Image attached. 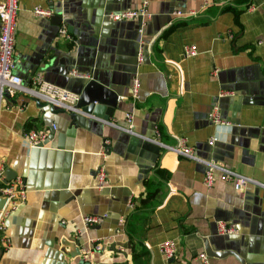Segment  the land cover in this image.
Wrapping results in <instances>:
<instances>
[{
  "label": "crops",
  "instance_id": "crops-1",
  "mask_svg": "<svg viewBox=\"0 0 264 264\" xmlns=\"http://www.w3.org/2000/svg\"><path fill=\"white\" fill-rule=\"evenodd\" d=\"M139 5L19 1L14 61L24 84L41 71L48 82L80 95L93 78L118 101L104 123L88 113L72 120L70 112L19 92L0 98V167L15 173L6 181L21 178L26 188L24 203L5 218L10 243L0 240V264H135L138 257L143 264H202L206 239L216 253L233 251L207 255L210 264H264V0H150L138 63L137 20L105 15ZM34 6L51 9L61 22L34 15ZM178 10L181 16L173 14ZM62 26L69 37L59 33ZM190 45L194 56L184 53ZM215 104L229 125L212 123ZM156 129L164 145L181 136L196 157L256 183L237 191L215 172L206 186L202 163L145 139L157 138ZM31 130L46 135L37 146L26 140ZM101 166L103 187L96 175ZM88 214L105 218L86 227ZM219 219L238 232L218 234ZM62 239H77L80 254ZM168 239L176 252L165 259L158 244ZM93 243L101 249L90 250Z\"/></svg>",
  "mask_w": 264,
  "mask_h": 264
},
{
  "label": "built area",
  "instance_id": "built-area-1",
  "mask_svg": "<svg viewBox=\"0 0 264 264\" xmlns=\"http://www.w3.org/2000/svg\"><path fill=\"white\" fill-rule=\"evenodd\" d=\"M19 1L20 0H0V98H2L4 94L13 95L15 92H19L33 97L52 108L63 109L66 112H78L79 109L76 107V103L79 99L78 94L48 82L41 71L35 72L27 85L23 83V78L15 72L14 40ZM149 1L150 0H140V5L137 9L109 12L105 16L112 21L138 20L141 18V27H143V25L151 18V13L148 10ZM32 12L34 15L40 17H50L52 15L51 9L41 6H34ZM173 14L175 16H181L183 12L178 10ZM139 31L141 32L142 28H140ZM59 33L67 35L65 26H62L59 29ZM67 37H69V35H67ZM184 51L186 56H194L197 54V49L193 45L186 46ZM143 58V50L140 45L137 54L138 63L143 61ZM214 72H216V69ZM71 73L76 76L80 75L76 70H73ZM131 90L132 96L137 98L139 93V79L136 76L132 79ZM125 118L128 124L126 132L128 131L129 133H132L130 126L133 119L132 113H127ZM211 121L215 126L228 124L220 120L219 107L216 104L211 112ZM154 135H156L157 138L145 137V139L157 142L176 154L192 158L202 163L205 167L203 183L208 187L214 182L215 172L219 173L223 180L230 181L234 189L237 191H241L249 183H256L251 177L237 173L236 171L228 169L214 161L196 157L193 154L192 148L186 144L185 139L181 136H174L176 143L175 145L170 146L164 145L158 140V129L154 131ZM45 136L44 132L31 130L26 134V140L32 147L39 141L43 140ZM216 140L217 138L214 135L209 141L210 143H213ZM106 152L104 148L101 154L105 157ZM96 175L98 177L99 187H103L107 183V180L105 170L102 166L97 170ZM257 184L261 185L259 183ZM0 198L5 200L3 206L0 207V234H2L0 240L5 245H9L10 238L4 232L5 218L9 212L16 210L19 205L24 203L26 199V188L21 178H16L13 181H6L4 169L2 167H0ZM130 206H132V203H130ZM104 218L105 214H88L82 217V223L84 226L89 227L100 223ZM237 232L238 229L233 222L223 220L217 222L218 234L231 235ZM91 247L90 250L94 251L101 249V246L98 243H93ZM158 247L165 259H170L175 255L176 247L175 242L172 239L160 242ZM84 255L87 256V252H85ZM198 258L202 261V264H210L206 253H200Z\"/></svg>",
  "mask_w": 264,
  "mask_h": 264
},
{
  "label": "water",
  "instance_id": "water-1",
  "mask_svg": "<svg viewBox=\"0 0 264 264\" xmlns=\"http://www.w3.org/2000/svg\"><path fill=\"white\" fill-rule=\"evenodd\" d=\"M51 19L56 24H59L61 22V17L59 14H54L51 16ZM138 22V29H137V44H138V50L140 47V40H141V33H139V29L142 28V19L139 18L137 20ZM138 54V51H137ZM35 71V70H34ZM33 71V73H34ZM32 73V74H33ZM32 76V75H31ZM31 78V77H30ZM29 78V80H30ZM25 83V82H23ZM118 101V95L115 91H113L109 86L97 81L96 79H89L86 81L80 95L78 102L76 103V107L79 109L78 112H70V117L72 120H75L77 113L82 114H92L94 116L100 117V120L104 123L109 122V117L112 115L113 108L116 106ZM44 104V103H43ZM59 111L63 112V109H59ZM42 143V142H41ZM38 143L35 145L37 146ZM97 173V172H96ZM4 175L6 177V180H12L15 177V173L11 171L10 169H6L4 171ZM77 194V192L73 193V196L70 198L73 199L74 196ZM4 200H0V207L3 205ZM219 220H225V219H219ZM61 243L63 246H73V254L78 255L80 254L79 249V241L76 239L74 241H70L68 239H62ZM206 243V253L210 256H222L224 254H233L231 250H225L222 249L220 253H216L217 251H214V249L211 248L210 244H208V240H205ZM224 250V251H223ZM241 264H245L242 259H240Z\"/></svg>",
  "mask_w": 264,
  "mask_h": 264
},
{
  "label": "trees",
  "instance_id": "trees-1",
  "mask_svg": "<svg viewBox=\"0 0 264 264\" xmlns=\"http://www.w3.org/2000/svg\"><path fill=\"white\" fill-rule=\"evenodd\" d=\"M136 254H138V252ZM135 264H143V263H142L141 259L138 257L135 259Z\"/></svg>",
  "mask_w": 264,
  "mask_h": 264
}]
</instances>
